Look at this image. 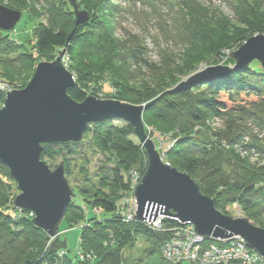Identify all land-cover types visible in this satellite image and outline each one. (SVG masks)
I'll return each instance as SVG.
<instances>
[{
  "label": "trees",
  "instance_id": "trees-1",
  "mask_svg": "<svg viewBox=\"0 0 264 264\" xmlns=\"http://www.w3.org/2000/svg\"><path fill=\"white\" fill-rule=\"evenodd\" d=\"M13 1L15 4L12 2L8 7L24 9L21 4L26 0ZM29 1L33 2L34 11L37 5L49 6L47 23L31 14V34L24 41L12 35L14 30L0 29V66L7 68L0 79L11 84L9 79L24 81L36 63L33 49L39 54L58 52L59 55L66 49L65 55L71 59L69 68L77 80L68 92L75 100L83 101L95 86L107 98L140 104L154 100L145 109L143 118L157 129L152 137L157 146L161 145L158 136L164 137L159 148L164 160L189 173L204 194L215 198L220 211L229 214V208L237 204L247 218L264 227V173L258 175L243 159L232 154L235 150H230L250 134L249 121L264 125L261 64L254 61L249 67L199 83L190 90H166L180 77L197 70L201 63L217 61L226 55L225 63L234 64L225 50L239 48L252 35L264 33V21L257 22L264 17L254 2L226 0L235 21L210 10L199 0H183L177 9L174 5L172 26L167 30H171L172 37L178 39L175 44L182 45L184 51L180 57L168 55L164 62L154 63L148 59L143 42L135 37L126 41L116 37V26L126 11L118 0H82L91 17L77 26L70 44L67 40L76 26V14L70 2ZM33 19L38 22L34 23ZM147 73L151 74L150 78H143L139 88L132 85L141 79L138 74ZM105 84H109V92L104 91ZM5 93L0 89V106ZM209 117L222 120L224 127L210 129L206 125ZM197 125L200 128L195 131ZM85 139L105 159L95 173L93 186L80 184L75 195L78 191L87 205L98 208L103 217L93 212L86 215L74 197L60 232L66 236L69 229H81L77 252L74 258L69 255V241L66 250L50 252L52 239L33 222V212L14 205L17 195L10 199V188L17 182L9 167L0 162V264H133L130 253L139 239L152 243V263L159 255L164 264H175L164 257L162 249L180 223L166 218L162 229L156 230L139 220H129L126 215V198L132 196L136 179L142 177L148 166L146 150L131 124L117 119L93 122L79 142H44L42 159L50 162V166L60 159L67 177L73 175L78 165L86 175L90 157L82 150ZM253 145L264 150V145ZM63 224L67 227L62 228ZM78 251L84 254V259Z\"/></svg>",
  "mask_w": 264,
  "mask_h": 264
},
{
  "label": "water",
  "instance_id": "water-1",
  "mask_svg": "<svg viewBox=\"0 0 264 264\" xmlns=\"http://www.w3.org/2000/svg\"><path fill=\"white\" fill-rule=\"evenodd\" d=\"M76 14V26L90 20L91 14L78 0H69ZM22 11L0 5V29L13 30ZM66 49L53 61L38 63L29 84L6 91L0 108V162L7 165L18 183L14 205L33 212V222L47 231L52 241L50 252L68 248L67 237H60V226L71 204L74 190L66 176L64 164L51 168L43 159L44 142H79L89 124L117 119L131 124L144 146L148 166L135 187V217L155 221L158 213L191 222L197 232L209 239L243 237L248 245L264 257V227L245 216L233 217L220 211L215 198L204 194L200 184L187 172L165 161L155 141L146 132L143 116L150 103L134 104L115 98L88 95L75 100L68 92L77 84L66 66ZM230 58L234 64L208 65L181 80L171 92L190 90L195 85L228 76L234 70L258 61L264 69V33L249 37ZM134 217V218H135Z\"/></svg>",
  "mask_w": 264,
  "mask_h": 264
},
{
  "label": "rangeland",
  "instance_id": "rangeland-1",
  "mask_svg": "<svg viewBox=\"0 0 264 264\" xmlns=\"http://www.w3.org/2000/svg\"><path fill=\"white\" fill-rule=\"evenodd\" d=\"M81 1L82 0H78L81 7L83 8L84 5ZM118 1L120 2L118 4L121 6V8L126 10L125 12H123L124 17L120 19V22L116 26V37L119 40L126 41L130 37L137 38L138 40H140V42H143V45L145 47H147L148 59L154 63H161V61H163L168 55H171L173 57L181 56V52L184 51L183 49L184 47L182 45L180 46V44H177V45L175 44V42L178 39L173 38L170 33L171 30H167V29L169 25L172 26V20L170 18L174 13L172 11L173 6L175 5L177 9V6L180 3L182 4L183 0H118ZM199 1L202 2V4H205L206 6H208L210 10H216L218 11V13L228 18H231L233 21H235L236 18L234 14L231 12L229 4L226 2V0H199ZM249 1L254 2V4L256 5L255 7L257 8V11L260 12L259 13L260 16L263 15L264 17V0H249ZM12 2L14 3L13 0H0V5L9 6V4ZM21 5H24L22 7L24 9L20 10L22 11V18L19 21V23L16 25V27L13 29L14 31L12 35L19 41H24L25 39H27V36L31 34L33 23L29 21H31L32 15L34 17L36 15L38 21L42 23H47V20L49 17V14H48L49 6L46 5V3L40 4L36 6V9L34 11L31 9V6H33L32 1L26 0V2ZM73 10H74V7H73ZM33 20H34V23L38 22L37 20L35 21V19ZM252 20L256 22V19L252 18ZM261 21H264V20L257 19V22H261ZM235 49H237V47L233 48V50ZM233 50L227 49L225 50V52L227 55H230ZM32 53H33V57L36 63L34 65L33 70L29 71L24 81H22L23 83L22 82L18 83L17 81L9 79V81L12 82L11 84L7 81L0 79V83H1L0 85H2L3 87L2 90L6 92L11 89L25 88L31 81L39 62L53 61L59 56L58 52H54V53L49 52L45 54H39L37 50L35 49L32 50ZM225 56H220L217 61L212 59L209 62L201 63L198 65L197 70L202 69L208 65H216L220 63L227 64L225 63ZM64 62L66 66L69 68L70 62H71L70 57H68L67 55H64ZM6 69L7 68L0 66V78L1 76H3V71L6 72ZM191 73L180 77L179 81L177 80L175 83L171 85V87L167 88L166 90L168 89L170 90L173 87H175L181 80L185 79ZM138 75L141 76L140 77L141 79L139 80V82L132 84L136 88H139V86H141L140 82L143 80V78H145V80L149 79L151 74L147 73V75H144V74H138ZM110 90L111 89H110L109 84H105L104 91L109 92ZM89 94L97 96L99 98H107V97H104V94L102 93V91L96 86L89 91ZM115 99H119L122 101L134 103V104H140L138 102L137 103L131 102L129 100H123L120 98H115ZM3 104H4V101L2 105L0 106V108L3 106ZM144 124H145V128L147 127L146 129L149 130V131L146 130V132L148 133L150 138H152L155 135V133L158 132L157 129L155 127H150L146 121H144ZM206 125L209 126L210 129L212 130H216V129H220L224 127L223 121L215 117H209L206 120ZM248 125L250 127V134L244 136L243 143L239 145L237 144L236 145L237 147H233L234 149H230V150H235L234 152L231 151L233 152L232 154L234 156H237L243 159L244 163L247 164L248 167L254 170V172H257V174L259 175L260 173H264V150L258 149L253 144L256 143L257 145H260V146L264 145V125H260L255 121H249ZM148 126L150 127V129L148 128ZM199 128H200V125L195 126V131H198ZM157 139H158L157 141H160L162 145L164 142V137L159 135ZM161 145H159L158 147L160 148ZM82 150H84L85 154H87V156L90 157V160L86 165L87 174L83 175V173L80 172V170H82L80 168L81 166L78 165L75 168L73 175L67 178L69 180L71 187L74 190L73 198L75 197V201L81 206H83L82 207L83 212L88 216L92 214L91 212H93L98 217L102 218L103 213H101L98 208L93 209L92 207L88 206L87 201L83 200L82 196L79 195L78 191L76 192V195H75V188L80 186V184L81 185L83 184L86 187H90V188L91 186H93L92 181L94 182L95 173L99 172L100 166L102 162L104 161L105 157L102 154L95 152L91 148V143L89 139H85L83 141ZM47 164L49 166L51 165L50 162H47ZM60 164H61V160L58 159L54 161L52 166L50 167L54 169ZM9 193H10V199H13L16 195L21 193L18 183H16V185L15 184L12 185ZM229 215L233 217L245 216L241 208L237 204H234L233 206L229 208ZM66 227L67 226L65 224L62 225V228H66ZM80 233H81L80 228L69 229L66 232V236H63L62 232L60 233V237L68 238L69 247H70L69 255L72 258H74L75 252H77V248L79 246ZM152 247L153 246L151 242L146 241L144 239H139L136 242V247L130 253L131 259L134 261L133 264H164L159 255H156L153 258V263H152V259L150 258ZM184 264H191V263L185 262Z\"/></svg>",
  "mask_w": 264,
  "mask_h": 264
},
{
  "label": "built area",
  "instance_id": "built-area-1",
  "mask_svg": "<svg viewBox=\"0 0 264 264\" xmlns=\"http://www.w3.org/2000/svg\"><path fill=\"white\" fill-rule=\"evenodd\" d=\"M0 89H3L2 85ZM140 179L141 177L136 179L134 190ZM134 190L132 196L126 198V215L129 220H139L156 230L162 229L166 218L180 223V227L173 229L171 239L164 244L162 249L168 261L175 264L185 262L191 264H264L263 255L251 248L241 236L223 240L209 239L199 234L193 223H183L177 217L160 213L153 222L136 218L137 200ZM78 255L82 259L85 257L81 251H78Z\"/></svg>",
  "mask_w": 264,
  "mask_h": 264
}]
</instances>
